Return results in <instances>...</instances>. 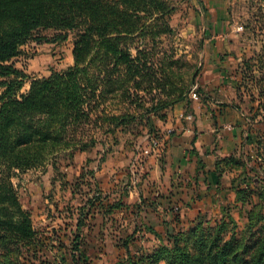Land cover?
I'll use <instances>...</instances> for the list:
<instances>
[{
	"label": "trees",
	"instance_id": "1",
	"mask_svg": "<svg viewBox=\"0 0 264 264\" xmlns=\"http://www.w3.org/2000/svg\"><path fill=\"white\" fill-rule=\"evenodd\" d=\"M176 9V4L169 5L166 0H0V264H15L18 249L37 241V232L12 182L16 173L42 166L61 151L72 159L76 151L88 150L96 142L104 144V138L116 132L136 136L146 130L150 135H160L151 116L162 118L163 110L188 96L186 85L174 86L169 74L155 68L151 50L143 47V42H132L147 35L153 43L156 36L171 32L168 19ZM148 18L151 23H147ZM44 30L52 34H43ZM70 32L73 64L66 68L52 69L46 76H30L13 63L28 41L62 42ZM245 68L244 79L250 65L246 63ZM26 81L29 88L22 92ZM157 91L165 96H150L156 98L134 103ZM109 93L135 106L109 109ZM91 126L102 138L97 140L88 132ZM85 127H89L87 132ZM262 132L255 130L258 136ZM239 159L236 155L227 162L239 170L234 190L250 197L260 180H246L247 167L244 162L239 164ZM88 173L94 180L93 194L78 207L75 230L69 237L68 256L74 264H88L81 229L86 215L93 214L92 208L100 207L97 180L93 171ZM123 204L114 201L105 214ZM183 229L167 232V238L184 264H229L238 238L227 236L222 222L206 227L199 217L188 230ZM148 230L160 235L152 228ZM131 237L132 233L124 240L127 258L141 264L128 248ZM190 238L195 247L183 246L182 241ZM246 261L264 264V243Z\"/></svg>",
	"mask_w": 264,
	"mask_h": 264
},
{
	"label": "rangeland",
	"instance_id": "2",
	"mask_svg": "<svg viewBox=\"0 0 264 264\" xmlns=\"http://www.w3.org/2000/svg\"><path fill=\"white\" fill-rule=\"evenodd\" d=\"M166 1L169 5L176 4L179 9L174 15H168L171 32L156 36L153 43L150 40L152 37L147 35L132 42H143V47L151 50L149 55H152L155 68L169 74L174 86L186 85L190 92L202 66L200 55L204 50V40H210V37L207 38L209 33L202 29V24L189 31L183 28L184 21L191 17L187 11V2ZM230 8L233 14L230 25L240 24L243 28L240 33L237 29L234 35L226 38L247 40L244 54L249 58L246 62L250 68L244 83L248 90L245 92V100L248 106L254 108L248 111L249 117L254 119L252 128L263 130L262 135L259 133L260 136L255 133L253 147L248 151L250 154L244 151L237 154V157L240 158L239 164L244 162L247 167L249 175H244L246 180L259 179L260 186L252 189L253 194L250 197L238 194L235 190L227 198L217 197L213 203L206 204L204 211L195 218L200 217L206 227L222 222L223 232L227 236L234 235L238 238L229 264H246L249 255L254 254L264 243V0H239L230 5ZM150 19H146L147 23H151ZM152 30L155 31V28ZM42 32L48 36L52 34L51 30ZM72 42L73 32L69 33L68 40L64 42L39 44L30 41L22 47V53L14 58V62L35 76L46 74L50 69L64 68L71 61ZM150 96L165 95L159 91L153 92L144 100L134 103H147L156 98ZM106 101L108 108L116 111L135 106L126 105L116 93H109ZM88 129L89 127L85 132ZM137 130H140V125ZM88 132H92L97 140L102 138L96 127L91 126ZM145 132L146 130L136 136L124 132L107 135L104 144L96 142L92 148L77 152L72 159L66 151H61L54 155L55 158L49 157L42 166L18 172L12 177L19 202L27 210L37 232L36 242L18 249V256L13 258L15 264H74L68 256L71 233L75 230L78 207L93 194L94 188V180L88 172L103 166L136 170L140 161L147 157L143 151L148 146L150 134ZM99 174L100 177L103 176L102 173ZM80 179L83 181L78 188L75 184ZM242 185L245 186L244 183ZM118 209L124 208H116L115 214L105 216V220L91 213L90 216L86 215L81 230L85 237L82 245L88 264H134V261L127 258L124 245L129 232L132 237L129 238L128 248L135 254L134 258H140L138 262L141 264H184L182 256L178 255L167 238V232L174 229L157 231L159 236L153 232L144 233L140 222L132 221V215H125L126 223L122 221ZM193 220L181 228L188 230ZM135 227H139V230L136 229L133 233ZM120 229L125 230L120 233ZM182 242L187 248L195 247L192 238ZM1 251L3 250L0 248V261L3 259Z\"/></svg>",
	"mask_w": 264,
	"mask_h": 264
},
{
	"label": "crops",
	"instance_id": "3",
	"mask_svg": "<svg viewBox=\"0 0 264 264\" xmlns=\"http://www.w3.org/2000/svg\"><path fill=\"white\" fill-rule=\"evenodd\" d=\"M238 1H182L188 3L191 14L183 28L189 31L202 24L210 37L204 40L202 66L193 84L198 89L197 97H191L189 92L184 100L163 110L162 118L151 116L154 128L164 135L162 146L157 153L142 159L136 170L111 166L91 170L101 195L100 207L92 208L93 215L105 220L116 210L105 214L107 206L120 200L124 203V209H118L120 219L126 223L125 215L130 214L132 221H139L144 233L150 234L151 228L160 232L187 226L206 204L234 193L239 170L227 162L241 152L250 154L255 141L254 119L248 114L254 108L245 100L248 90L243 77L249 61L244 54L247 40L226 38L242 26L230 25V5ZM178 10L177 6L175 12ZM28 42L21 46V53ZM72 47L73 44L67 66L73 64ZM51 70L38 76L49 75ZM28 88L26 81L21 91ZM125 229H120V233ZM136 229L139 227L133 232Z\"/></svg>",
	"mask_w": 264,
	"mask_h": 264
},
{
	"label": "built area",
	"instance_id": "4",
	"mask_svg": "<svg viewBox=\"0 0 264 264\" xmlns=\"http://www.w3.org/2000/svg\"><path fill=\"white\" fill-rule=\"evenodd\" d=\"M242 28V26H238L237 29L241 30ZM196 89V85H193L191 88L190 96L193 98L197 97ZM148 137V146L144 148L143 151L147 156L159 151L162 146L164 135L160 133V135H148Z\"/></svg>",
	"mask_w": 264,
	"mask_h": 264
}]
</instances>
